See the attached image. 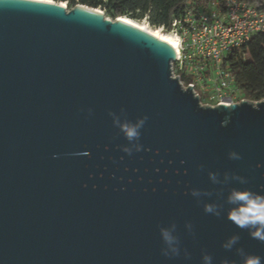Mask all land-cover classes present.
<instances>
[{"label":"water","instance_id":"1","mask_svg":"<svg viewBox=\"0 0 264 264\" xmlns=\"http://www.w3.org/2000/svg\"><path fill=\"white\" fill-rule=\"evenodd\" d=\"M175 60L105 14L0 0V264H202V250L244 264L221 246L233 234L264 259L224 204L233 188L264 194V100L202 107L173 77ZM110 113L147 117L136 146ZM208 172L248 182L213 184ZM194 190L212 195L198 202ZM212 201L220 217L204 212ZM172 222L178 257L161 253Z\"/></svg>","mask_w":264,"mask_h":264},{"label":"built area","instance_id":"2","mask_svg":"<svg viewBox=\"0 0 264 264\" xmlns=\"http://www.w3.org/2000/svg\"><path fill=\"white\" fill-rule=\"evenodd\" d=\"M187 1L184 15L173 23L180 50L172 63L173 77L175 66L182 87L191 88L200 101L198 90L208 91L214 107L240 104L234 76L223 65L233 52L264 34V9L250 0H216L208 12H194L196 0Z\"/></svg>","mask_w":264,"mask_h":264},{"label":"clouds","instance_id":"3","mask_svg":"<svg viewBox=\"0 0 264 264\" xmlns=\"http://www.w3.org/2000/svg\"><path fill=\"white\" fill-rule=\"evenodd\" d=\"M91 114V109L88 110ZM113 125L118 128L124 138L129 142V145L136 146L139 140L141 129L146 123L147 117L137 119L135 122L121 120V118L113 113ZM230 122V117L226 116L221 121L222 126H226ZM229 159L239 160L241 156L232 151L229 153ZM208 177L213 184L225 185L230 180H236L240 184H247V179L243 176L231 175L227 172L223 173V179L219 173L208 172ZM223 189L217 192V195L222 193ZM191 195L200 201L201 196H211L212 192L194 190ZM224 204L228 205L227 219L236 225L241 230H247L253 239L264 242V194L254 193L251 190L235 189L228 192L224 199ZM204 212L216 217H220L223 212V205L216 202H208L204 204ZM184 228L189 234H193V225L191 222H185ZM163 247L161 253L166 257H178L181 254V240L177 234V225L175 222L167 226H161L159 229ZM240 240L239 234H233L222 243L225 250L231 251L235 248L236 253L243 257L244 264H264V259L260 256L247 254L242 247H238ZM185 259L190 258V253L187 249H183ZM202 264H214L213 256L202 250Z\"/></svg>","mask_w":264,"mask_h":264},{"label":"trees","instance_id":"4","mask_svg":"<svg viewBox=\"0 0 264 264\" xmlns=\"http://www.w3.org/2000/svg\"><path fill=\"white\" fill-rule=\"evenodd\" d=\"M65 3L70 9L86 6L101 10L113 21L127 18L133 21L146 20L155 28L173 31V23L185 13L187 0H51ZM216 0H196L194 12H208ZM264 9V6L263 8ZM223 68L230 71L241 99L254 102L264 100V34L257 35L244 47L233 52L225 61ZM182 76L186 79V74Z\"/></svg>","mask_w":264,"mask_h":264},{"label":"bare ground","instance_id":"5","mask_svg":"<svg viewBox=\"0 0 264 264\" xmlns=\"http://www.w3.org/2000/svg\"><path fill=\"white\" fill-rule=\"evenodd\" d=\"M23 1H28V2H33V3H39V4H45V5H50V6H60L61 8H65L64 3L58 4L55 3L54 1L51 0H23ZM80 8H82V10L89 12V13H93V14H97L99 16H104L103 12L101 10H97V9H93V8H89L86 6H80ZM117 22L127 25L165 45H167L168 47H170L173 51H175V55L176 57L179 56V39H177V36H174L172 34H168L165 33V31H163L162 29L156 28L155 30H150L147 25H141L139 23H135L130 19L127 18H119L117 19Z\"/></svg>","mask_w":264,"mask_h":264},{"label":"rangeland","instance_id":"6","mask_svg":"<svg viewBox=\"0 0 264 264\" xmlns=\"http://www.w3.org/2000/svg\"><path fill=\"white\" fill-rule=\"evenodd\" d=\"M253 4H255V5H257V6H259V7H261V8H263V6H264V0H250ZM55 3H57V2H55ZM58 4H61V3H58ZM64 5H65V8L68 10V11H70V10H72V9H70L69 8V6L67 5V4H65L64 3ZM106 16V15H105ZM107 19H110V18H108V17H106ZM110 20H112V19H110ZM113 21V20H112ZM133 21V20H132ZM133 22H135V23H139V24H141V25H147V27L150 29V30H155L156 28L155 27H152L151 25H149V23L146 21V20H144V21H133ZM163 31H165V33H168V34H172V35H174V36H176V33L175 32H167L166 30H164L163 28H161ZM177 39H178V37H177ZM179 41V40H178ZM174 75H175V78H178V74L176 73V67L174 66ZM198 92L200 93V95L202 96V100L200 101V103H201V106L202 107H214L215 106V103L214 102H212V101H210V100H208V98H209V96H210V94H209V92L208 91H201V90H198ZM239 99H241L240 98V96H239ZM243 101H246V102H248V103H250V104H252L253 106H256L258 103H260V102H262V101H260V102H254V101H250V100H247V99H241V102H243Z\"/></svg>","mask_w":264,"mask_h":264}]
</instances>
